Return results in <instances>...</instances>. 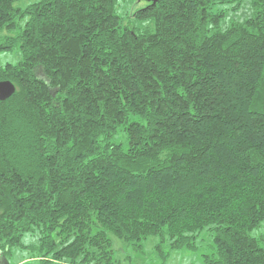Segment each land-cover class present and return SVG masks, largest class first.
<instances>
[{
  "label": "trees",
  "instance_id": "1",
  "mask_svg": "<svg viewBox=\"0 0 264 264\" xmlns=\"http://www.w3.org/2000/svg\"><path fill=\"white\" fill-rule=\"evenodd\" d=\"M18 1L0 0V54H21L0 67V264H121L113 237L167 262L204 231V264H264V0H146L143 28L119 0Z\"/></svg>",
  "mask_w": 264,
  "mask_h": 264
},
{
  "label": "rangeland",
  "instance_id": "2",
  "mask_svg": "<svg viewBox=\"0 0 264 264\" xmlns=\"http://www.w3.org/2000/svg\"><path fill=\"white\" fill-rule=\"evenodd\" d=\"M39 0H19L16 2L15 6L17 8H25L26 6L38 2ZM147 5L146 0H119L117 4V14L121 17V22L123 27H145V23L136 20V17L133 16V13ZM219 8H228L223 6H217L216 10ZM251 13L248 9V5H243L241 11L238 13H229L227 19L225 20L224 26H226L231 20H242L246 16H249ZM21 60V54L18 49H15L10 52H4L0 54V67L5 66L8 63L16 64ZM41 77L42 74H40ZM115 142H124L122 133H119L115 139ZM126 147V142H125ZM256 237H263L262 245L264 246V226L259 230L254 232ZM113 237V236H112ZM114 246L117 250V258L120 259L121 264H204L203 256L209 255L213 252L211 247L213 243V236L210 232L204 231L199 236L198 242V251L196 252H187V251H175L171 254L169 261L164 262L155 251V244L157 239L155 237H150L143 244V252H135L125 246L116 237H113Z\"/></svg>",
  "mask_w": 264,
  "mask_h": 264
},
{
  "label": "water",
  "instance_id": "3",
  "mask_svg": "<svg viewBox=\"0 0 264 264\" xmlns=\"http://www.w3.org/2000/svg\"><path fill=\"white\" fill-rule=\"evenodd\" d=\"M152 1V0H150ZM156 2V0H153ZM16 92V86L11 81H0V100L9 99Z\"/></svg>",
  "mask_w": 264,
  "mask_h": 264
}]
</instances>
